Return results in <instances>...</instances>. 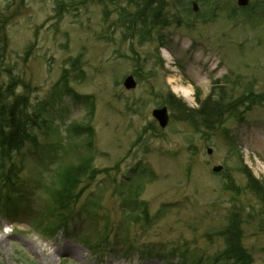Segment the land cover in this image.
<instances>
[{"label":"rangeland","instance_id":"374dc122","mask_svg":"<svg viewBox=\"0 0 264 264\" xmlns=\"http://www.w3.org/2000/svg\"><path fill=\"white\" fill-rule=\"evenodd\" d=\"M0 8L1 78L30 84L43 121L2 161L0 264H232V218L249 264H264V209L246 173L264 182V0H165L167 23L154 25L135 22L129 0ZM220 91L260 98L212 130L182 117ZM163 106L166 127L152 114ZM80 165L61 210L63 173Z\"/></svg>","mask_w":264,"mask_h":264},{"label":"trees","instance_id":"16d2710c","mask_svg":"<svg viewBox=\"0 0 264 264\" xmlns=\"http://www.w3.org/2000/svg\"><path fill=\"white\" fill-rule=\"evenodd\" d=\"M78 1L83 4L88 0ZM129 1L138 7L133 18L135 22L154 25L161 19L163 23H167V19H162L163 14H161L162 9H164L165 0ZM8 18L9 15L0 8V64L4 61L8 52V36L5 29ZM30 91V84L25 82L22 77L9 75L8 80L4 82L0 75V163L4 159H10L13 152L20 151L25 143L36 141L33 131L43 121H41L40 117L41 109L32 107L31 105ZM257 98H260V96L251 97L245 95L239 97L238 100L225 102L224 92L220 91L215 98L209 95L203 101H199L200 105L197 109L185 106H180L179 109L182 117L195 126L200 125L206 130H212L222 122L227 112L233 111L234 108H237L244 102L255 101ZM2 168L3 162L0 165V170ZM82 168H84L83 165H80V167H68L63 173L62 185L58 190V197L61 200V210H67L68 205L73 204L76 200V190L79 181L85 176V171H87H83ZM246 173L249 185L260 197L264 209V182L256 180L249 170ZM11 175L12 173L8 177H11ZM223 234L227 244L224 258L232 260V264H249L251 258L242 245V233L238 226V220L232 218Z\"/></svg>","mask_w":264,"mask_h":264},{"label":"water","instance_id":"95a60500","mask_svg":"<svg viewBox=\"0 0 264 264\" xmlns=\"http://www.w3.org/2000/svg\"><path fill=\"white\" fill-rule=\"evenodd\" d=\"M250 0H238V4L241 6H245L249 3ZM196 8V7H195ZM124 85L126 88L130 89V88H134L136 86V80L134 78L133 75H129L125 81H124ZM152 114L154 116V118L158 121L159 125L161 127H166L167 124L169 123V119H170V115L168 112V108L167 106H163L160 108H156L152 111ZM208 152L211 153L212 149L209 148ZM222 169V166H215L213 168L214 171H220Z\"/></svg>","mask_w":264,"mask_h":264},{"label":"bare ground","instance_id":"6f19581e","mask_svg":"<svg viewBox=\"0 0 264 264\" xmlns=\"http://www.w3.org/2000/svg\"><path fill=\"white\" fill-rule=\"evenodd\" d=\"M181 92L185 97H189V91L186 88L182 89Z\"/></svg>","mask_w":264,"mask_h":264}]
</instances>
